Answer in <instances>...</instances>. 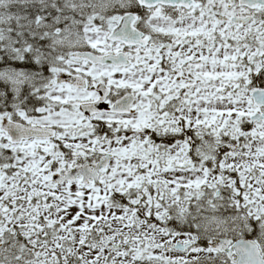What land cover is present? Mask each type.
Masks as SVG:
<instances>
[{"label":"rangeland","instance_id":"obj_1","mask_svg":"<svg viewBox=\"0 0 264 264\" xmlns=\"http://www.w3.org/2000/svg\"><path fill=\"white\" fill-rule=\"evenodd\" d=\"M62 1L70 9L87 13L81 21L87 26L80 27L81 22L72 20L60 28L63 35L54 38L56 45L68 50V58L52 66L54 77L44 84V97L54 108L42 109L36 116L17 112L21 120L30 124L59 128V142L55 145L32 141L15 147L7 143L0 130V155L6 150L14 151V159L8 155L0 166V264H190L201 261L208 252L198 245L186 252L173 249L177 244L199 241L197 234H181L163 227L171 219L176 221V216L181 217L180 222L192 220L206 240L235 235L243 223L264 220V126H252L251 132H243L246 145H229L230 151L224 149L220 164L215 163L216 148L224 144L218 139L237 138L242 123L249 121L254 112L248 88L251 75L264 66V28L259 24L232 28L209 15L203 19L205 24L200 20L173 23L156 14L154 25L165 33L192 32L199 38L208 25L219 28L220 35L211 36L204 51L191 47L194 53L189 74L181 72L182 84L176 85L178 79L154 66L143 72L137 65L124 71L92 66L75 58V53L84 48L100 53L119 50L118 45L113 47L107 42V36L121 18L118 13L131 0ZM62 1L45 3L55 7ZM11 2L0 0V7ZM222 6L225 4H208L211 9ZM97 18L104 27L96 25ZM13 20L22 21L0 13V23ZM60 29H56V34ZM260 30L263 33L258 37L252 35ZM250 35L252 39L248 38ZM177 66L181 68L180 63ZM69 73L86 76L93 82L102 80L115 95L126 89L136 93L135 115L94 118L109 125H122L123 130L130 131L129 135L105 143L99 139L97 144L89 131L74 132L91 127L84 121L80 104L94 100L97 93L68 86L48 89ZM0 79L10 82L16 91L39 81L27 72L16 71L1 73ZM185 85H189V98L178 104L176 111L188 128L195 130L194 140L201 143L191 156L186 142L161 146L143 132L157 129L165 134L175 130L174 115L156 116L150 112L157 104L151 97L157 89V99L164 104L163 97L172 101L175 94L170 92H178ZM68 104L77 107L72 111L55 109ZM4 118L14 120V113L0 115V124ZM61 144L69 151L68 159L60 155L53 160L47 156ZM86 149L91 153L97 150V156L113 155L109 169L101 175L102 186L85 187L81 182L56 186L53 176L89 156ZM208 161H213L211 169L206 167ZM132 193L136 195L127 202L145 207L146 217L159 226L137 221L138 213L132 207L121 208L110 202L114 194L121 197ZM4 199L12 203L9 210L3 206Z\"/></svg>","mask_w":264,"mask_h":264},{"label":"water","instance_id":"obj_2","mask_svg":"<svg viewBox=\"0 0 264 264\" xmlns=\"http://www.w3.org/2000/svg\"><path fill=\"white\" fill-rule=\"evenodd\" d=\"M139 4L148 9L156 8L159 5L162 6H171V7H184L186 9H191L194 6L193 0H137ZM241 6H246L252 10L256 9L258 6L264 7V0H240ZM252 18L247 19H233L232 22L236 24H241V26H245L249 23ZM137 22V16L133 14L126 15L120 22L119 26L112 32L109 37L110 41L113 42H121L128 46H136L143 45L146 43L142 42L140 38H142V34L135 30L134 25ZM79 58L88 60L90 63L94 65L102 64V65H113L115 67H128L130 63L127 61V55H119V56H103L100 57L98 55L92 53H80L78 55ZM62 81L69 82L71 85L78 89L87 90L88 82L84 78L80 77H72L67 76L62 79ZM101 97L97 102L94 103H86L82 105V110L84 113L92 117L101 113H116V114H134L136 112L135 109L132 108L135 103L134 96H127L122 100L118 101L113 107L108 108V103L106 99L110 94V90L106 87L102 86L99 89ZM253 97L258 105L264 103V91L256 90L253 93ZM255 120V119H254ZM2 130L10 137V140L13 144L22 143V141L26 139L39 138V139H54L56 137L55 130L49 129H41V128H31L27 127L23 124L15 123L14 121H10L8 119L3 120L2 122ZM112 159V155H108L106 159L102 160L99 164H85L77 166L75 169L66 172L65 176H57L55 177V182L57 185L65 184L66 182H73L82 177V181L85 184L90 183V179L93 180L94 185L99 184V172H101L104 168L108 167L110 160ZM218 244H222L221 246H216L215 249L224 252L226 249L222 248L223 245L230 243L227 240H219ZM191 245L181 246L178 245L176 247L177 250L185 251L190 248Z\"/></svg>","mask_w":264,"mask_h":264},{"label":"trees","instance_id":"obj_3","mask_svg":"<svg viewBox=\"0 0 264 264\" xmlns=\"http://www.w3.org/2000/svg\"><path fill=\"white\" fill-rule=\"evenodd\" d=\"M17 10L24 14L30 12L28 8H19ZM35 10H37V8H35ZM0 12H4L5 14L14 17V3L2 6ZM65 14L66 16H69L70 10H67ZM78 18L82 19L80 16H78ZM42 39L43 37L39 34L26 35L14 30V21L11 23H0V72L23 69L37 76H45L46 70H48L49 60L58 58L61 51L48 47L43 43ZM28 48H30V50H28ZM35 98V94L30 97V107L32 108L38 106L35 102ZM23 104L24 102L17 103L18 108H22ZM12 111H14V93L9 84L0 81V115ZM178 127L183 128L182 121L180 120ZM100 130V134H110V140L115 137L112 135V130L104 127H101ZM119 135H123V132H119ZM191 136L190 133H186L183 130V134H177L171 131L162 138L152 134L151 139L156 143H161L167 146L173 145L185 138L190 139ZM206 166H210V162L206 163ZM122 199L126 202L125 197H122ZM187 229L188 228L183 229L181 224H178V230L180 232Z\"/></svg>","mask_w":264,"mask_h":264},{"label":"flooded vegetation","instance_id":"obj_4","mask_svg":"<svg viewBox=\"0 0 264 264\" xmlns=\"http://www.w3.org/2000/svg\"><path fill=\"white\" fill-rule=\"evenodd\" d=\"M198 3L203 4L207 0H197ZM230 2L234 0H229ZM233 7H231L232 9ZM165 12L170 13L171 9H163ZM180 11V10H178ZM175 12L172 11V16L175 17ZM140 29L145 33L146 37L153 41L157 46L152 50L154 55L157 56L159 67L173 66L175 61L167 56V52L164 51V44H172L173 47H177V38L173 35L166 36L161 34L158 30H152L149 22H141L139 24ZM191 39L188 37L186 42H190ZM134 58L141 57L139 65L142 67L146 66L148 61L147 55L139 53L137 50H132ZM217 238H228L232 240V243L228 244V251L225 253H219L210 248L214 237H210L204 245V249L208 252L205 258L201 261L196 262L197 264H264V220H252L247 225L242 224V228L235 235H223L217 236ZM240 244H237V243ZM194 264V262L190 263Z\"/></svg>","mask_w":264,"mask_h":264}]
</instances>
